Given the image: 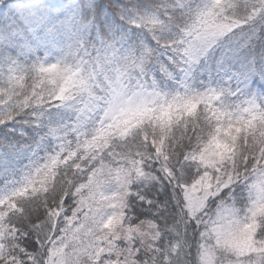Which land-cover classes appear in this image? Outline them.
<instances>
[{
    "label": "snow or ice",
    "instance_id": "snow-or-ice-1",
    "mask_svg": "<svg viewBox=\"0 0 264 264\" xmlns=\"http://www.w3.org/2000/svg\"><path fill=\"white\" fill-rule=\"evenodd\" d=\"M0 264H264V0H0Z\"/></svg>",
    "mask_w": 264,
    "mask_h": 264
}]
</instances>
